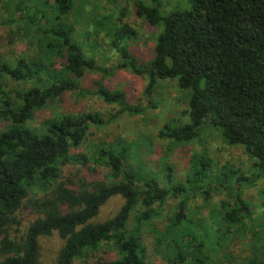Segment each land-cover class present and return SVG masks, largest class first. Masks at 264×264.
I'll return each mask as SVG.
<instances>
[{
  "label": "trees",
  "instance_id": "trees-1",
  "mask_svg": "<svg viewBox=\"0 0 264 264\" xmlns=\"http://www.w3.org/2000/svg\"><path fill=\"white\" fill-rule=\"evenodd\" d=\"M8 1L15 6L12 19L29 17L33 29L40 28L34 22L37 15L48 16L21 0ZM51 1L47 31L53 42L46 48H60L65 66L59 70L43 60L0 53V264H147L143 227L171 196L187 188L183 181L172 183L171 167L165 183L158 174L143 175L113 144L99 148L94 158L76 154L90 125L100 122L97 114L62 113L31 124L38 111L66 91L82 92L87 73L97 70L96 59L72 38L74 28L60 22L79 0ZM189 1V6L166 12L160 0H133L136 15L162 31L151 59L140 64L123 42V37L137 35L136 30L116 25L107 34L120 55L115 68L145 75L149 95L159 80L191 90L184 112L189 122L174 128L165 124L160 137L190 141L203 127L214 125L264 170V0ZM100 93L122 111L139 110L122 90L101 88ZM191 164L190 183L212 165L203 157ZM114 196L124 198L122 206L112 217L97 220ZM240 212L238 206L219 218L237 224ZM173 214L157 241L165 245L166 264H208L185 200ZM54 237L59 244L45 252L42 239ZM253 263L264 264V259Z\"/></svg>",
  "mask_w": 264,
  "mask_h": 264
},
{
  "label": "rangeland",
  "instance_id": "rangeland-1",
  "mask_svg": "<svg viewBox=\"0 0 264 264\" xmlns=\"http://www.w3.org/2000/svg\"><path fill=\"white\" fill-rule=\"evenodd\" d=\"M21 1L33 9L48 12V16L39 18L37 15L34 22L39 23L40 28L33 29L29 25V17L12 19L15 6L11 1L0 0V53L15 59L27 57L43 60L46 64L53 63L60 70L66 64L65 53L59 54L60 48L55 51L46 48L49 42H53L47 31L51 28L53 12L49 10V5H53V2ZM160 1L166 12L190 5L189 0ZM121 9H124L123 15ZM60 22L74 28L72 38L79 41L85 55L96 59L97 70L87 73L82 92L66 91L59 100L38 111L31 124L39 125L44 119L62 113L97 114L100 122L94 121L90 125L86 140L75 149L76 154L83 153L88 159L94 158L99 148L113 144L143 175L158 174L165 183L168 179L167 168L171 167L172 183L183 181L187 188L178 197L171 196L151 223L148 221L143 227L141 244L147 264H166V257L162 253L165 245H158L157 241L168 230L170 219L182 200L187 204L189 218L198 228L202 257L207 259L208 264H254L253 261H262L264 170L255 163L252 165L245 148L228 143L222 137V130L214 125L203 127L199 135L190 141L160 137L159 132L165 124L174 128L189 122V116L184 112L189 107L191 90L179 89L175 81L159 80L149 95L146 93L148 80L145 75H136L129 68H115L120 55L110 45L107 34L116 25L128 24L136 30L137 35L131 38L125 36L123 42L140 64L151 59L162 27L138 17L133 0H79ZM101 88L124 91L127 102L139 110L122 111L121 105L104 99ZM202 157L210 159L212 165L204 171L199 181L188 182L192 160ZM234 168L237 173L230 174L228 170ZM124 201L122 196L112 197L102 207L97 220L112 217ZM238 206L241 212L237 224L219 218V215L223 218L233 213ZM231 218L234 217L231 215ZM129 224L135 226L136 218L132 217ZM58 244L55 237L42 239L45 252Z\"/></svg>",
  "mask_w": 264,
  "mask_h": 264
}]
</instances>
